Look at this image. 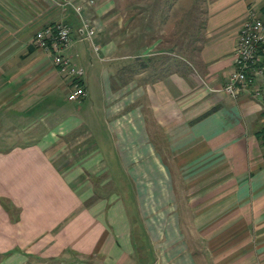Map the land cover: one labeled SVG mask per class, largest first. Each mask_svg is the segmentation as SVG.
Segmentation results:
<instances>
[{"label":"crops","instance_id":"1","mask_svg":"<svg viewBox=\"0 0 264 264\" xmlns=\"http://www.w3.org/2000/svg\"><path fill=\"white\" fill-rule=\"evenodd\" d=\"M80 3L98 53L71 8L0 0V116L42 114L44 129L0 139V264H264V96L218 91L264 0ZM57 21L72 27L62 54L84 69L75 109L33 41Z\"/></svg>","mask_w":264,"mask_h":264},{"label":"built area","instance_id":"2","mask_svg":"<svg viewBox=\"0 0 264 264\" xmlns=\"http://www.w3.org/2000/svg\"><path fill=\"white\" fill-rule=\"evenodd\" d=\"M61 9L71 8L81 22L79 41L88 45L94 52H100L95 41L96 28L93 22L83 14L82 0H50ZM90 4L93 0H86ZM71 25L57 21L40 28L33 41L37 48L43 50L52 60L56 69L69 78L67 98L78 101L86 96L84 86L79 82L83 70L76 67L62 54V50L71 44ZM233 99L243 91L255 97L264 96V9L251 6L246 19L240 25L233 50V68L225 84L218 90Z\"/></svg>","mask_w":264,"mask_h":264},{"label":"rangeland","instance_id":"3","mask_svg":"<svg viewBox=\"0 0 264 264\" xmlns=\"http://www.w3.org/2000/svg\"><path fill=\"white\" fill-rule=\"evenodd\" d=\"M195 5H196V8L200 7L199 3H196ZM182 12L183 11H181V9H178V17L176 19L177 23L186 21L184 18H181V15L183 14ZM168 37L170 38V36H162V40H163L162 43H163V47L165 48L169 46V42L166 43V39H169ZM180 37L181 36L174 35L171 39H173L174 42H178V40L179 41L181 40ZM190 37H193V36H190ZM173 52L176 55L186 54L185 52L178 50V47H176ZM96 60L97 58L94 55H92V61L95 62ZM76 67L79 68L80 66H76ZM80 68L83 70V74H84V69L82 67ZM59 98L60 100H62L61 98H63L62 103H61L63 107L67 109L76 108V103H74L73 101L70 102V101L65 100L63 95H61ZM56 120H57V116H52L51 124L55 123ZM43 130L44 129H43V115L42 114L41 115H31V116H25V115L17 116V115L5 114V115L0 116V139L1 138L4 139V144H5L4 146L8 144L17 143L18 141H23V139H26V138H32L33 136L40 137L44 133ZM67 155L68 154L66 151L65 153H63L62 156L66 157ZM109 168H111L110 174H112L113 177L121 175V172L117 171L114 168L113 162L109 164ZM115 181H116L115 183L118 184V187H117L118 192L121 191L123 193L124 186L121 185L122 181L117 180V179Z\"/></svg>","mask_w":264,"mask_h":264},{"label":"trees","instance_id":"4","mask_svg":"<svg viewBox=\"0 0 264 264\" xmlns=\"http://www.w3.org/2000/svg\"><path fill=\"white\" fill-rule=\"evenodd\" d=\"M264 9V6H263ZM257 137L260 139L262 145H264V126H262L257 132H256Z\"/></svg>","mask_w":264,"mask_h":264}]
</instances>
